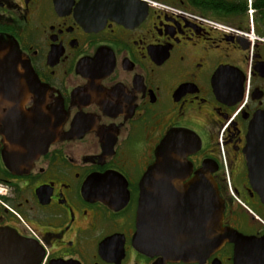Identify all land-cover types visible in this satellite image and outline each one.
Returning <instances> with one entry per match:
<instances>
[{
  "label": "flooded vegetation",
  "instance_id": "obj_1",
  "mask_svg": "<svg viewBox=\"0 0 264 264\" xmlns=\"http://www.w3.org/2000/svg\"><path fill=\"white\" fill-rule=\"evenodd\" d=\"M0 39L20 55L0 59V228L30 250L19 264H264L243 155L264 110V0H0ZM184 140L187 170L148 172ZM144 191L162 208L141 212ZM200 192L218 228L179 197Z\"/></svg>",
  "mask_w": 264,
  "mask_h": 264
},
{
  "label": "water",
  "instance_id": "obj_2",
  "mask_svg": "<svg viewBox=\"0 0 264 264\" xmlns=\"http://www.w3.org/2000/svg\"><path fill=\"white\" fill-rule=\"evenodd\" d=\"M0 59L9 60L6 67H12L11 61L20 59V55L14 46H11L7 41L0 39ZM219 74H225V70L221 69ZM26 77L29 78L27 74ZM243 82L244 79L242 77H236L229 82L231 94H226V96L231 99V106L241 100ZM9 117L21 118L18 114H11ZM189 145L190 144L184 140L180 141L175 147L166 146L168 150L165 149V146L159 147L156 153V161L153 166L150 167L148 172L165 173L187 170L188 165L183 163L180 159L187 155L191 150L193 151L197 146V142L196 144H191V147ZM172 151L175 152L176 156H172ZM243 155L247 167L249 183L258 194L261 203L264 205V110L255 112L249 121L245 135ZM149 177L151 178V175ZM171 178L172 177H168V179ZM142 182L145 189V178ZM152 195L153 194L145 191L141 194L139 200L141 212L149 210L154 211L162 208L163 200L161 197H163V195L156 194L154 195L156 197L155 199H153ZM179 197L189 199L194 198L196 211L197 213H200V229L202 231L218 228L221 220L222 207L216 193H180ZM138 230L140 232L137 233V237L146 234L144 224H141ZM153 244L159 247L169 246L170 249L176 246L185 245L182 241H157ZM146 245L147 243L145 241H136L135 244L136 248L142 252L146 251ZM29 257H31V252L17 233L8 228H0V264H19L21 261Z\"/></svg>",
  "mask_w": 264,
  "mask_h": 264
},
{
  "label": "built area",
  "instance_id": "obj_3",
  "mask_svg": "<svg viewBox=\"0 0 264 264\" xmlns=\"http://www.w3.org/2000/svg\"><path fill=\"white\" fill-rule=\"evenodd\" d=\"M247 91H248V90H246V94H245V98H244L243 102H242L241 104H239V105L236 107L233 116H236L237 114H239L240 111H241V109L243 108V105H244V103H245V101H246V99H247ZM1 189H2V188H0V191L3 190V189H2V190H1Z\"/></svg>",
  "mask_w": 264,
  "mask_h": 264
}]
</instances>
